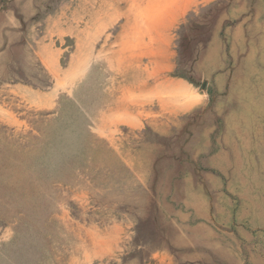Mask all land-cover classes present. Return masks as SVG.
<instances>
[{
	"label": "rangeland",
	"instance_id": "obj_1",
	"mask_svg": "<svg viewBox=\"0 0 264 264\" xmlns=\"http://www.w3.org/2000/svg\"><path fill=\"white\" fill-rule=\"evenodd\" d=\"M187 5L0 0V264H264V0Z\"/></svg>",
	"mask_w": 264,
	"mask_h": 264
},
{
	"label": "crops",
	"instance_id": "obj_2",
	"mask_svg": "<svg viewBox=\"0 0 264 264\" xmlns=\"http://www.w3.org/2000/svg\"><path fill=\"white\" fill-rule=\"evenodd\" d=\"M187 1L188 0H180V6H179V9H178V11H175L174 13H173V21H169L168 22V29L166 30V31H169V30H171L170 28L172 27V26H174V27H176V25L178 24V22L180 21V19L185 15V12H183V10L184 9H186V7H188V8H191V5L190 6H188L187 5ZM189 1H191V0H189ZM202 1V0H201ZM174 82H176L177 80H173ZM179 83H182L181 81H178ZM185 83V82H184ZM186 84V83H185ZM192 106L189 108V109H192V108H195V107H197L199 104L196 102V103H192L191 104Z\"/></svg>",
	"mask_w": 264,
	"mask_h": 264
}]
</instances>
